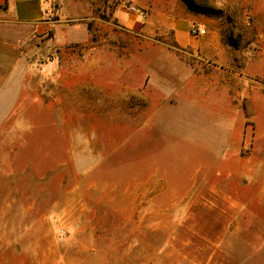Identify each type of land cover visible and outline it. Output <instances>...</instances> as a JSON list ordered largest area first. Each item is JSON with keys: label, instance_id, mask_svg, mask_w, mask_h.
<instances>
[{"label": "rangeland", "instance_id": "obj_1", "mask_svg": "<svg viewBox=\"0 0 264 264\" xmlns=\"http://www.w3.org/2000/svg\"><path fill=\"white\" fill-rule=\"evenodd\" d=\"M45 5L34 24H0L23 59L0 98V264H264V212L202 184L223 159L192 136L219 133L230 95L218 78L184 92L188 73H264V0ZM169 101L172 120L150 123Z\"/></svg>", "mask_w": 264, "mask_h": 264}, {"label": "crops", "instance_id": "obj_2", "mask_svg": "<svg viewBox=\"0 0 264 264\" xmlns=\"http://www.w3.org/2000/svg\"><path fill=\"white\" fill-rule=\"evenodd\" d=\"M5 1L0 0V6ZM45 2L46 0H8L7 8H0V24L4 17L16 23L34 24L43 19L46 13ZM173 30L175 32L176 28ZM21 60L23 61L19 57V50L12 49L11 44L0 37V98L11 82L13 74L14 76L18 74ZM99 74L92 73V78L99 77ZM108 78H110L109 75ZM216 78H218L217 87L221 92L225 91L230 95L232 105L229 110L216 111L215 115L219 116V120L214 122L220 127L217 135H209V137L206 135L202 141L196 140L200 134H192L199 153H203L202 155L206 158L222 157L223 159L219 166H217L218 163L206 164L208 166H206L202 184L210 190H218L220 200L225 201V205L228 202L231 206H235L237 212L240 206L249 208L252 220H255L256 217H261L260 210L264 212V197L261 194L264 190V166H261L264 160L258 161L259 156L256 154L258 152L256 146L264 142V73H203L199 76H196V73H188L184 92L187 95L197 94L200 89H203V92L207 93L206 83L208 82L210 88H213L215 85L213 81ZM245 96L249 100L251 110L248 112L247 109V113L244 112L242 103ZM175 105L177 102L169 101L165 105L160 103L155 106L148 121L156 124L167 118L172 120V116L170 118L169 115H171V108ZM248 123L251 127L249 142L251 148L245 150L243 145ZM261 179H263L262 189L257 190L256 182ZM221 235L227 237L232 236V233L225 228ZM234 236H238V231L234 232Z\"/></svg>", "mask_w": 264, "mask_h": 264}, {"label": "built area", "instance_id": "obj_3", "mask_svg": "<svg viewBox=\"0 0 264 264\" xmlns=\"http://www.w3.org/2000/svg\"><path fill=\"white\" fill-rule=\"evenodd\" d=\"M131 9L137 14L138 17L145 20L148 17V13L143 10L132 6ZM190 32L192 35H202L205 32V29L199 24H192L190 27Z\"/></svg>", "mask_w": 264, "mask_h": 264}, {"label": "trees", "instance_id": "obj_4", "mask_svg": "<svg viewBox=\"0 0 264 264\" xmlns=\"http://www.w3.org/2000/svg\"><path fill=\"white\" fill-rule=\"evenodd\" d=\"M8 4V0L5 1L3 5L0 6V8L6 9Z\"/></svg>", "mask_w": 264, "mask_h": 264}]
</instances>
